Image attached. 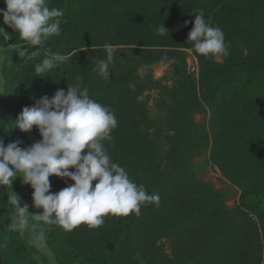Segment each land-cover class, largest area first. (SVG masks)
Returning <instances> with one entry per match:
<instances>
[{"label": "trees", "instance_id": "trees-1", "mask_svg": "<svg viewBox=\"0 0 264 264\" xmlns=\"http://www.w3.org/2000/svg\"><path fill=\"white\" fill-rule=\"evenodd\" d=\"M49 7L62 10V19L67 22L61 23V34L49 38L32 59L22 60L15 53L17 47L29 45L0 15L13 43L3 44L0 65V105L3 108L0 138L6 127L10 142L19 140L21 147L41 139L35 126L25 133L13 127V121L23 107L34 103L33 98L51 97L57 89L66 91L80 76L81 87L86 86L93 99L109 106L118 120V126L111 133L113 142H104L112 161L125 167L130 178L138 185L143 184L149 193L160 194L158 208L142 205L139 217L110 215L108 223L93 229L96 239L85 238L87 242L90 239L91 245V255L87 257L69 247L67 238L60 233L61 226L34 217L33 214H41L43 210L33 206V189L22 181L23 177L13 179V188H23L20 206H28L55 262L114 264L131 252L143 251L149 236L165 231L173 232L176 249L181 246L177 240L183 235L190 251L183 264H246L243 256L248 252L249 230L254 219L248 215L235 219L212 210V204H206L212 190H198L202 180L195 178V165L189 161L198 153L197 142L206 143L210 130L212 151L222 149L224 142L233 147L239 145L246 148L243 160L260 161L261 166L264 165V0H49ZM0 9H6L4 0H0ZM198 11H203L210 24L223 30L229 54L217 63L196 52L200 62L197 86L186 69L182 49L193 46L187 36ZM185 21H189L187 26ZM161 26L168 32L161 35L157 31ZM114 42L122 47L115 50L118 54L110 65L109 78H105L94 71L95 62L106 57L104 45ZM243 46L248 48V54L243 53ZM75 47L84 48L74 51L73 56V52L70 53L66 56L68 59L50 73L41 74L44 77L36 76L35 65L50 52L65 55ZM38 48L35 46L29 51ZM168 56L176 60L171 73L172 84L160 87V94L167 101L161 99L155 103L158 110L168 114L164 138L170 150H166L167 166L160 167L156 162V133L160 134L161 128L150 130L154 121L148 118L143 103L138 106L136 102L139 91L152 81L147 75L142 77L136 73L135 68ZM129 83H134L135 88H130ZM198 99L203 100L212 113L208 130L203 125L194 126L191 121V107ZM255 138L260 139L263 146L250 154ZM223 152L225 149L219 154ZM226 156L215 161L225 164L227 170L240 178L243 183L241 203L256 212L264 231L261 211L264 192L257 193L259 185L246 186L251 178L258 177L254 166L240 165L237 153L230 158ZM49 179L53 193L73 183L55 176ZM8 188L0 186V264H49L36 247L23 238L21 230L13 227L16 213L8 211ZM177 212L175 219H164ZM126 242L124 251L121 247Z\"/></svg>", "mask_w": 264, "mask_h": 264}, {"label": "clouds", "instance_id": "clouds-1", "mask_svg": "<svg viewBox=\"0 0 264 264\" xmlns=\"http://www.w3.org/2000/svg\"><path fill=\"white\" fill-rule=\"evenodd\" d=\"M4 3L6 9H0L3 22L29 45L19 46L15 51L22 60L35 57L49 38L61 34V23L67 22L62 19V10L50 9L49 0H4ZM194 17L187 36L194 50L206 57L227 56L223 30L210 24L203 11ZM188 23L185 21V26ZM0 31L4 33L3 29ZM157 31L161 35L168 32L163 26ZM35 46L39 48L29 51ZM104 48L106 57L96 60L94 71L109 78L117 52L111 44H105ZM67 59L59 52H50L35 65L36 76L44 77L41 74L50 73ZM76 81L66 91L57 89L51 97L33 98L34 103L23 107L13 121V127L25 133L35 126L41 139L21 147L19 140L5 145L0 138V186L11 188L13 179L21 178L19 174H22V181L33 189V206L43 210L41 214H33L34 217L66 231L81 224L99 228L109 215L139 217L142 205L158 208L160 194L149 193L143 184L135 183L125 167L113 162L108 153L104 142H113L111 133L118 126L114 111L93 99L86 86L81 87L82 77L77 76ZM129 87L134 89L135 84L129 83ZM50 176L73 183L53 193ZM8 201L16 213L13 227L24 229L28 206H20L19 197L12 191ZM137 259L139 264H144L142 259Z\"/></svg>", "mask_w": 264, "mask_h": 264}, {"label": "rangeland", "instance_id": "rangeland-1", "mask_svg": "<svg viewBox=\"0 0 264 264\" xmlns=\"http://www.w3.org/2000/svg\"><path fill=\"white\" fill-rule=\"evenodd\" d=\"M240 26H242L240 24ZM243 27V26H242ZM0 29H3L2 19L0 18ZM4 33L8 36L6 31ZM2 31H0V65L3 60V44L7 43L12 45L9 37H6ZM115 50H118L122 47L121 44L116 42L112 43ZM84 47H75L73 50L65 56H68L70 53L82 49ZM90 48V47H86ZM118 54V51H116ZM184 55V63L186 69L191 74V78L195 80L198 86V78L200 71V62L197 57L194 47H187L182 49ZM243 53L248 54V48L243 46ZM212 59L217 63L223 61L224 55L212 56L210 55L208 59ZM176 66V60L173 56H168L162 59H155L148 62L145 65H137L135 70L140 76H148L152 83L146 87H143L139 93L136 95V102L138 106L143 103L144 109L147 113L148 118L153 119V126L150 127V130H154L156 127H160V134L156 133L158 139V150L156 154V162L160 164V167L167 166L168 157L166 150H170L169 142L164 138V134L167 132V127L165 125V119H168V114L164 111L157 109L155 103L157 100L163 99L167 101L165 96L160 94V87L165 85L167 87L172 84L171 73ZM2 95V77L0 75V96ZM3 115V108L0 105V119ZM212 122V113L209 112V108L205 105L203 100L198 99V103H194L191 107V121L195 125L205 126L208 130L209 122ZM221 119H219L220 122ZM218 121V120H217ZM214 122V121H213ZM210 131V130H209ZM208 131L206 143H200L195 145L198 153L190 159V163L195 165L194 175L196 179H201L199 191L203 192L209 188L212 190L211 196L206 200V204H212V210L221 211L227 216H233L235 219H241L244 215H248L254 219V225L250 227L249 230V242L246 247L247 254L243 256L247 260L246 264H264V234L262 226L256 212L250 210L247 207H244L241 203L240 196L242 195V185L243 183L239 180L240 178L234 175L231 171L227 170L221 162L217 163L215 160L217 158H222L226 156V153L229 155L226 157L230 158V155L237 153L239 157L240 165L244 166H254V171L257 173L258 177H253L248 181L246 186L259 185L257 193L264 192V165L261 166L260 161L250 162L243 160V157L246 153V148L242 149L241 146L236 145L235 147L224 142L222 149H225V152L220 153L221 148L212 151L211 150V134ZM226 133V132H225ZM227 136V135H226ZM2 138L5 142V145L10 142L9 135L6 127H3ZM262 143L260 139H254L251 144L250 154L258 152L262 148ZM219 154V155H218ZM249 154V155H250ZM257 163V164H256ZM242 170V169H241ZM262 173V174H261ZM21 178L22 174H19ZM261 176V177H260ZM15 178H20L19 176ZM14 178V179H15ZM20 178V179H21ZM54 189V187H53ZM15 192L19 197L20 204L22 202V193L23 188H13L9 186L7 195H10V192ZM251 197L252 190L249 191ZM210 197L212 200H210ZM8 211L14 213L15 209L10 205L8 201ZM262 211L263 223H264V209ZM29 212V209H28ZM179 212L175 213L173 216H169L166 219H175L178 216ZM28 222L24 229H20L23 235V238L29 243L33 244L37 251L44 256L49 264H57L52 256L49 248L44 244L42 237L38 231L36 220L30 215L27 214ZM111 216H106L104 218L105 223H108V220H111ZM102 225V226H103ZM100 226V227H102ZM99 227V228H100ZM98 229V228H97ZM88 231V232H87ZM60 233L67 238L69 247L77 249L84 253L85 256L89 257L91 255V245L89 240L91 238L96 239V232L93 231V228H89L86 224H81L74 228L72 231H66L61 227ZM83 233V234H82ZM86 237L90 239L85 241ZM209 240V238H207ZM175 236L173 232L161 231L156 234L149 236L144 243L143 251L131 252L130 255L125 258L123 261H117L114 264H139L137 257L144 261V264H183V261L190 254L189 248L185 243V239L182 236L178 238L177 241L181 243V246L175 247ZM127 242L121 247V249L126 251ZM129 247V246H128ZM38 256V255H37ZM39 261L42 263V259L39 258Z\"/></svg>", "mask_w": 264, "mask_h": 264}]
</instances>
